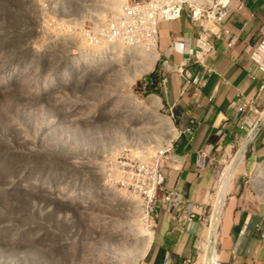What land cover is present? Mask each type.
Returning <instances> with one entry per match:
<instances>
[{"label":"rangeland","instance_id":"374dc122","mask_svg":"<svg viewBox=\"0 0 264 264\" xmlns=\"http://www.w3.org/2000/svg\"><path fill=\"white\" fill-rule=\"evenodd\" d=\"M119 1L0 0V264H140L153 239L177 125L139 84L160 60L142 69L147 60L92 50L81 34L80 15Z\"/></svg>","mask_w":264,"mask_h":264},{"label":"crops","instance_id":"0c3cea01","mask_svg":"<svg viewBox=\"0 0 264 264\" xmlns=\"http://www.w3.org/2000/svg\"><path fill=\"white\" fill-rule=\"evenodd\" d=\"M230 8L228 28L239 40L231 48H227L223 40L217 42V52L208 60L211 70L206 86L195 102L194 88L185 90L181 76L164 71L162 61L168 58L171 63L179 64L184 59L192 60L198 26L183 12L180 18L159 27L160 62L155 75L159 76L160 86L156 91L165 107L175 105L177 121V134L162 163L165 169L162 189L177 185L184 200L178 215L183 213L186 202L193 204L197 216L204 215L211 202L214 205L213 194L223 156L235 154L236 157L247 144L242 126L248 117L258 118L253 108L260 115L264 113V91H259L262 77L246 53V48L256 42L259 27L264 22V0H231ZM259 96L253 108L246 106L237 110L231 105L237 99L254 100ZM181 128H191L193 133L179 134ZM206 149L210 150L209 164L199 169L197 155ZM244 153L241 170L236 169L235 178L228 180L230 183L227 181L223 197L216 244L219 264H264V238L259 230L264 227V126L255 140L246 145ZM175 157L180 158V162H174ZM153 220V239L140 264H192L196 261L203 233L199 221L175 225L160 203L154 210Z\"/></svg>","mask_w":264,"mask_h":264},{"label":"built area","instance_id":"2783aa9c","mask_svg":"<svg viewBox=\"0 0 264 264\" xmlns=\"http://www.w3.org/2000/svg\"><path fill=\"white\" fill-rule=\"evenodd\" d=\"M185 0H126L111 3L104 9L84 12L82 18V40L87 47L94 50H102L104 53L110 48L123 50L125 57L136 54L141 60H147L148 50L154 47L158 51L159 27L161 24L180 18L183 12H187L192 23L197 25L196 50L192 60L184 59L179 64L171 63L170 59L163 60L164 71L175 72L183 80L185 90L192 87L195 90L194 102L197 96L207 83V74L211 70L208 65L210 60L217 52V42L225 41L226 47L231 48L239 36L232 34L228 28V18L231 14V0H215L210 4L191 3L189 8L184 7ZM195 4V5H192ZM70 15V14H65ZM72 20L71 18H67ZM94 26V27H92ZM247 56L251 64L261 75L259 91H264V22L258 30V38L253 45L246 48ZM159 59V57H158ZM145 62V61H143ZM157 63V62H156ZM151 77H145L141 80L139 86L144 93H157L160 84L157 81L159 77L155 75L153 69ZM211 100V99H210ZM260 100V96L254 100L246 98L232 101L231 105L237 110H243L246 106L254 107ZM196 106L201 108V104ZM170 117L177 124L174 108L175 105L166 107ZM255 116L248 117L245 126L247 141L252 143L257 137L260 129L264 126V113L253 108ZM179 134L183 132L193 133V129H178ZM170 147L167 148V152ZM210 150L201 151L197 155V168H204L209 164ZM226 157V154L222 159ZM180 158H173L174 162H180ZM165 182V169L161 168L159 185ZM183 196L178 190L177 185L166 191V195L161 198L160 204L169 212L175 225H180L184 221H199L200 224L206 220V211L204 215L197 216L193 212V204L185 203V209L182 214L178 211L183 204ZM153 208V213H154ZM264 238V227L259 228Z\"/></svg>","mask_w":264,"mask_h":264},{"label":"bare ground","instance_id":"6f19581e","mask_svg":"<svg viewBox=\"0 0 264 264\" xmlns=\"http://www.w3.org/2000/svg\"><path fill=\"white\" fill-rule=\"evenodd\" d=\"M189 1L190 2H195V0H189ZM147 53H148L147 63L144 66L145 68H142V67L141 68L142 69H146V70H150V69L152 70L154 65H155V62L158 59V53H157L156 50H154V47L152 49H149ZM140 72H139V74H137V77H138V75H140ZM146 100H145V102H147L149 106L153 107L154 109H158L159 108V106H160L159 98L150 96ZM159 121L163 122V121H165V118H159ZM242 155H243V153H240L236 157H234L232 162H230V164L226 167L225 171L223 172V175L219 179V182H218V184H217V186L215 188L216 189V191H215L216 193H215V195L213 197V200L215 201L214 202V205H215L214 211H216V214L214 215L213 218L211 216V224L206 229V231L204 232V237L202 236L203 240L199 243V248L198 249L200 250V253H199V256H198L197 264H219L217 262L216 247H215L216 244L215 243H216V239H217L218 226L220 224L221 216H222L221 212H222L223 201H224V199H223L224 195H222V192L224 190V185H225L224 182L227 179L230 180L232 177H235L234 175H236L235 172H236L237 166H238V164H239V162L241 160V156ZM20 182H21V184L20 183L16 184V187L22 186L24 188V185H23L24 182H22V181H20ZM27 186H30L33 190L34 189L36 190V188H35L36 185L33 183V181H32V183L29 182V185L27 184ZM38 187L40 188V185ZM225 192H226V190H225ZM219 197H220V199H223V201L221 202L220 206H219V202H218ZM218 206H219V209H218ZM127 232H128V234L133 235L134 230L132 228H128ZM144 232H145V230H144ZM137 234H138V232H137ZM152 234L153 233H150V235H149V236H151V238H152ZM133 237H135V236H133Z\"/></svg>","mask_w":264,"mask_h":264},{"label":"water","instance_id":"95a60500","mask_svg":"<svg viewBox=\"0 0 264 264\" xmlns=\"http://www.w3.org/2000/svg\"><path fill=\"white\" fill-rule=\"evenodd\" d=\"M246 143L248 144L249 142L246 141ZM247 144L244 145V147L242 148V150H241L240 153L245 154L244 152H245V149H246V145H247ZM227 181H228V179H227L226 182H225L224 190H223V192H222V195H224V193H225V190H226V187H227ZM221 197H222V196H221ZM222 201H223V199H220V200H219V206H220V204H221ZM219 206H218V209H219Z\"/></svg>","mask_w":264,"mask_h":264}]
</instances>
